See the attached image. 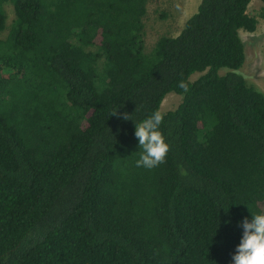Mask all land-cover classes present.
I'll list each match as a JSON object with an SVG mask.
<instances>
[{"label":"trees","instance_id":"trees-1","mask_svg":"<svg viewBox=\"0 0 264 264\" xmlns=\"http://www.w3.org/2000/svg\"><path fill=\"white\" fill-rule=\"evenodd\" d=\"M147 1L0 0V264H234L264 213V94L238 70L250 0H199L145 52ZM157 110L170 150L136 167Z\"/></svg>","mask_w":264,"mask_h":264},{"label":"rangeland","instance_id":"rangeland-1","mask_svg":"<svg viewBox=\"0 0 264 264\" xmlns=\"http://www.w3.org/2000/svg\"><path fill=\"white\" fill-rule=\"evenodd\" d=\"M199 0H148L146 11L142 18L144 51L152 47L155 39L161 35L175 36L183 22L196 9ZM263 0H250L247 13L257 17L255 30L252 32L239 31L244 44V61L238 69L245 81L264 94V17H258ZM6 27L13 17L11 6L4 5ZM6 29L0 34L4 37ZM237 70V71H238ZM199 73H193L189 80L195 79ZM179 94L169 92L161 100L159 110L165 112L174 109L180 101Z\"/></svg>","mask_w":264,"mask_h":264},{"label":"clouds","instance_id":"clouds-1","mask_svg":"<svg viewBox=\"0 0 264 264\" xmlns=\"http://www.w3.org/2000/svg\"><path fill=\"white\" fill-rule=\"evenodd\" d=\"M178 86L184 92L189 91L183 80ZM112 115H118V111ZM123 119L131 118L125 113ZM162 121L163 115L157 110L141 122H135V136L138 138L139 148L142 149L136 167L153 169L165 162L170 146L160 131ZM241 224L243 236L233 256L234 264H264V213L252 214L250 222L245 218Z\"/></svg>","mask_w":264,"mask_h":264}]
</instances>
